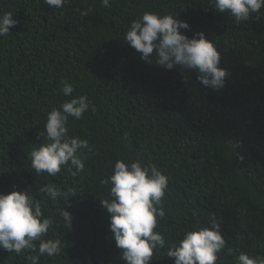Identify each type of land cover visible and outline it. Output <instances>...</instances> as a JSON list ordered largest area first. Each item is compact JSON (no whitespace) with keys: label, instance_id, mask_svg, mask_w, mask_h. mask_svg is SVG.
Masks as SVG:
<instances>
[{"label":"trees","instance_id":"trees-1","mask_svg":"<svg viewBox=\"0 0 264 264\" xmlns=\"http://www.w3.org/2000/svg\"><path fill=\"white\" fill-rule=\"evenodd\" d=\"M62 7L0 0V13L11 11L18 21L0 37V193L29 190L54 219L45 238L65 244L39 264H126L100 203L108 194L100 181L117 159L155 163L169 177L166 217L157 229L166 241L215 214L226 240L216 264H233L241 251L264 256V7L239 23L211 0H111L108 8L100 0H71ZM87 7L85 17L75 10ZM144 12L175 14L189 24L180 30L189 38L203 33L227 71L224 87H205L194 72L141 59L123 37ZM62 79L95 105L68 125L69 135L87 139L94 153L76 177L63 167L55 177L37 175L29 153L46 142L47 113L67 99ZM50 182L78 192L67 203L53 202L37 193ZM167 247L154 250L149 264H174ZM26 254L0 249V264H29Z\"/></svg>","mask_w":264,"mask_h":264},{"label":"clouds","instance_id":"clouds-1","mask_svg":"<svg viewBox=\"0 0 264 264\" xmlns=\"http://www.w3.org/2000/svg\"><path fill=\"white\" fill-rule=\"evenodd\" d=\"M43 2L54 9L71 4V0ZM211 2L219 12H228L237 23L248 20L264 7V0ZM100 3L105 8L111 7V0H100ZM75 10L80 17L92 12L91 7ZM17 23L11 11L0 13V37L10 35V29ZM188 28L189 24L176 19L175 14L144 12L130 21L123 40L144 61L169 70L178 67L181 71L194 72L205 87L219 90L224 87L227 75L219 67V52L203 33L189 38L180 31ZM58 87L67 99L47 113L46 142L29 153L31 168L37 175L46 173L55 177L63 167L70 176L76 177L84 170V161L94 153V147L87 139L69 135V118L80 120L89 110L96 109L86 95L74 96V86L67 80L62 79ZM100 183L108 186L107 197L100 199V203L110 213L112 237L126 264H149L154 250L166 244V255L174 258V264H216L217 254L226 247V240L215 214H210L205 226L184 229L179 239L166 241L165 234L157 230L160 220L166 217L163 198L169 177L155 163L142 165L139 160L117 159L111 173ZM77 192L72 187L61 189L51 182L37 190L53 202L63 198L66 203ZM59 215L64 225L70 226L71 214L64 207L60 208ZM53 224L54 219L44 215L42 202L29 190L0 193V249L17 255L28 253L25 259L29 264H39L45 254L59 256L65 244L59 238H45ZM228 251L233 254L231 248ZM233 256V264H264V256L259 254L250 256L241 251Z\"/></svg>","mask_w":264,"mask_h":264}]
</instances>
